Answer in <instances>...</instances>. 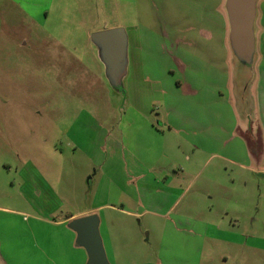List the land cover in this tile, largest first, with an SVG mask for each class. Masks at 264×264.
<instances>
[{"label":"rangeland","instance_id":"1","mask_svg":"<svg viewBox=\"0 0 264 264\" xmlns=\"http://www.w3.org/2000/svg\"><path fill=\"white\" fill-rule=\"evenodd\" d=\"M196 4L197 9L185 0H0V207L7 208L0 209L3 256L21 253L16 250L23 245L29 248L24 252L28 262L56 264L31 256L41 254L37 245L65 242L53 219L95 212L104 248L109 233L122 264H264V171H257L264 169V99L256 89L258 76L254 81L240 74L230 79L225 0ZM183 18L187 46L176 62L160 47L169 46L163 36L169 37ZM217 22L224 29L215 27ZM117 27L128 34V65L115 87L90 34ZM136 51L150 72L148 81L132 75ZM235 67L249 69L251 77L257 74L256 64L237 62ZM239 86H249V94L240 97ZM171 100L179 106L169 108ZM181 114L203 118L204 129L212 128L218 141L199 135L196 143H210L219 154L188 144L187 160L176 152L173 136L155 139L142 129L126 135L133 121L162 122L165 128L166 118ZM94 120L109 130L103 157L86 147L96 140L89 130ZM235 122L238 135L232 132ZM235 136L248 140L258 165L255 160L245 168L238 164L248 162ZM162 141L172 144L169 158L154 150ZM135 157L163 166L168 174H173L171 164L173 169L184 164V180L166 198L141 182L138 188L127 186L120 174L136 165ZM29 162L38 166V190L32 193L18 172ZM21 187L31 194L23 196ZM121 190L141 200L132 207ZM95 206L100 207L89 211Z\"/></svg>","mask_w":264,"mask_h":264},{"label":"crops","instance_id":"2","mask_svg":"<svg viewBox=\"0 0 264 264\" xmlns=\"http://www.w3.org/2000/svg\"><path fill=\"white\" fill-rule=\"evenodd\" d=\"M181 22H184V18L183 20L179 19V21L175 22L176 25V30H173L171 32V35H169V37H166L165 35L163 36L164 39H168L169 41V46H161L160 49H162V52H165L167 54H170L172 59H175L176 62L180 61V56L178 54L181 53V50L184 51V47L186 44V40H184V27L181 25ZM179 23V24H178ZM174 25V24H173ZM178 25H181L182 28H178ZM126 32V31H125ZM166 33V32H165ZM254 33H255V53H254V58H253V62H252V66L251 68L254 66V64L257 65V74H254V77H251L250 71L249 69H247V71L244 70H239L238 68H236V63L238 62V60L235 58V56L232 54V56H229V54H225V57L229 59H231L232 61V70L230 72V79L232 77L238 76V74L242 75L243 77H249L248 79L251 80L253 78H256V76H258L257 79V83H256V89L259 90L258 96L263 97L264 99V0H257L256 3V17H255V22H254ZM126 36H127V47H128V34L126 32ZM161 38V42L159 41L160 44H162V39ZM91 40V38H90ZM92 41V40H91ZM173 49H175L176 51H173ZM134 57L132 56V75L136 78V81H148L150 80V72L144 69V62H142L141 60V53L136 51V53H134ZM98 57L99 59H101L100 53H99V49H98ZM130 58V57H129ZM235 60V62H234ZM101 62L103 63L104 67L105 64L101 59ZM128 63V59H127V48H126V65L124 68V71L122 72L121 76H120V82L122 80L123 75H125L126 73V67ZM250 68V69H251ZM106 69V67H105ZM253 70H251L252 72ZM250 74V75H249ZM105 75L107 80L108 76L106 74V70H105ZM153 81V80H152ZM110 82V81H109ZM154 82V81H153ZM111 84V82H110ZM112 85V84H111ZM121 85V84H120ZM184 85V83L182 84ZM250 86V85H249ZM249 86L240 87L241 91L240 93V97H245L249 94ZM238 89V87L235 86V91ZM260 94V95H259ZM179 106V103L177 102H173V100L169 101L168 107L169 108H176ZM92 119V118H91ZM92 123H94V126L92 125L91 128L89 130H92L93 132H91L92 136L94 134V138H96L95 143H93L92 140H89V142L87 143L86 147H87V151L90 154L93 153H97L100 154L101 157H103V148H104V138L106 139V136H108V131L105 127H102V125L100 124V122L97 121H93ZM144 124L141 125V122L136 121V122H131L129 123V125L127 126L128 128V133L126 135H129L131 133H133V131H135V129H142V133L146 134L148 136H153L155 139H157V137H163L166 138V135H168L169 137L173 136L174 141L173 143L175 144L176 147V152L178 154H180L183 159L184 157L187 160H190V155L187 154L186 152H184V146L188 145V144H192L194 145V147L197 149L196 151H201V152H208V153H212L213 154H219L218 152H216V150L218 149V147H212V144L208 143L205 144L202 141L196 143L197 141V137L200 135L201 137L203 136H207V139H216V137L214 136V132L211 131L212 128L205 130L204 129V120L203 118H194L192 116L189 115H179V116H173V117H168L166 118L165 121V128L164 125H162V122H160V126H155L152 121H146L143 122ZM238 127V124L235 122L232 128V132H235L236 135H238L236 133V128ZM222 127H220L221 129ZM224 129V128H223ZM222 130V129H221ZM218 131L219 127H218ZM96 135V136H95ZM219 140H221V136L219 135V133L217 134ZM200 137V140H202ZM238 139V142L240 144V152L241 154L244 156V159L247 160V164L243 163V161H239V165L241 167H249V165L254 164V160H255V165H258V160L254 159V155L251 152L250 146L248 145V140L246 142H244V139H242L240 136H235ZM234 137V138H235ZM176 138V139H175ZM242 139V140H241ZM191 140H194L195 143ZM217 140V139H216ZM218 141V140H217ZM224 146L226 147L228 144V141L224 140ZM77 146V144H76ZM172 144L171 143H165L164 141L161 142L160 145L155 146L154 145V150H159L160 154L164 157H170V153L173 154L174 152L171 150ZM102 149V150H101ZM106 150V149H105ZM196 151L193 152V158H195L196 156ZM262 155H264V142L262 144V150L260 152ZM260 154V155H261ZM221 155V154H220ZM225 158L230 159L229 157L222 155ZM221 156V157H222ZM136 158V157H135ZM224 158V159H225ZM234 159H230L231 162H234L236 160ZM106 161V160H105ZM105 161L102 164V169L105 168ZM170 160H168L169 162ZM237 162V161H236ZM31 163V165H25L24 167H22L18 172L21 176H23V178L25 179L26 182H24V185H27L28 189L32 191L37 192L38 187H36V182H35V175L36 171L38 170V166H36V164H34L33 162H29ZM136 165H134L131 168L125 169V171H122L123 174H120L121 180L124 182L125 185L127 186H132V187H139L140 182H141V186L142 187H153L155 190V193H159L158 195H162L165 198L169 197L170 195H173V191H175L177 189V187L179 186L178 182L184 180V164H180L178 165L179 167L177 169H173L176 168L175 165L171 164L172 167V172L173 174H168L163 166H154L153 164H148L146 163L143 159H138L136 158L135 163ZM249 164V165H248ZM154 168V169H153ZM257 171H264V169L257 167ZM32 180V181H30ZM30 181V182H29ZM38 184V183H37ZM13 185V183H11V186ZM33 189V190H32ZM21 193L23 196H26L28 193L31 194L29 191H25L22 189L21 187ZM55 191L57 194L58 192L53 188L50 187V191ZM55 193V194H56ZM121 197L125 198V200L127 199L128 201H130V206L135 207V204L140 201L141 199H137L136 195L133 194V198L129 197V195H125L123 193V191L121 190ZM163 193V194H161ZM34 195V194H33ZM39 195V194H38ZM179 196V195H178ZM55 197V196H54ZM178 199H175L173 201V204L171 205V209L173 208V206L177 203ZM123 203V201H121ZM124 204V203H123ZM100 206H95L92 207L91 209H89V211H93L95 209H98ZM117 208V207H116ZM1 210H7V208L5 207H0ZM117 210L119 211H126L127 213L131 214V210H126L118 207ZM19 215V214H18ZM72 214L67 215L65 218L63 219H53V222L55 223L54 225H58V227L62 228V233H64L65 236V242L64 243H55V245L57 244V246L55 247V245H37L35 247V251H40L41 254H38V252L35 255H31L32 256V261H34L36 258L39 260V256H41V258H47L50 260V262H55L56 264H86V260H87V253L85 251V249L82 247L79 248L80 246H77L75 244V237L76 234L73 230H71L68 226L67 223L71 220L72 218ZM181 221V220H180ZM184 222H179L180 225H182ZM107 235V240H108V246L105 248L107 257L110 261L111 264H122L120 263V261L118 260V254H120V252L116 251L115 247L112 244V238L110 236L109 233L106 234ZM236 241V240H234ZM105 244V243H104ZM18 246V245H17ZM2 244L0 241V264H32L34 262H28L30 260H28L27 256H24V252H28L29 248H25L23 245L20 246L16 251L17 252H21V253H17L14 254L11 258L5 257L3 256L2 250H1ZM11 250V249H9ZM46 252H49L52 255H46ZM111 258V259H110ZM26 259V260H25ZM30 259V258H29ZM34 259V260H33ZM113 261V263H112ZM39 264V262H37ZM36 263V264H37ZM40 264H43V262L41 261Z\"/></svg>","mask_w":264,"mask_h":264},{"label":"water","instance_id":"3","mask_svg":"<svg viewBox=\"0 0 264 264\" xmlns=\"http://www.w3.org/2000/svg\"><path fill=\"white\" fill-rule=\"evenodd\" d=\"M257 0H225L229 24V45L239 63L251 67L255 53L254 22ZM98 47L109 81L120 85V76L126 65L127 36L124 28L98 30L90 34ZM97 213L72 218L67 226L76 234L75 244L87 253L86 264H111L108 260L99 230Z\"/></svg>","mask_w":264,"mask_h":264},{"label":"trees","instance_id":"4","mask_svg":"<svg viewBox=\"0 0 264 264\" xmlns=\"http://www.w3.org/2000/svg\"><path fill=\"white\" fill-rule=\"evenodd\" d=\"M185 1H186L187 3L193 5L194 8L197 9L196 0H185ZM196 11H197V10H196ZM187 18H189V17H187ZM215 25H216V26H215ZM215 25H214V26L217 27V28L220 27V28L224 29V28H223V25L221 26V23H220V22H219V23L217 22V24H215ZM197 26H198V25H197Z\"/></svg>","mask_w":264,"mask_h":264}]
</instances>
